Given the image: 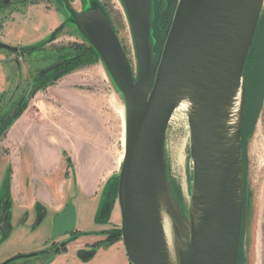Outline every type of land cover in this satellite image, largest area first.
Here are the masks:
<instances>
[{
    "label": "water",
    "instance_id": "water-1",
    "mask_svg": "<svg viewBox=\"0 0 264 264\" xmlns=\"http://www.w3.org/2000/svg\"><path fill=\"white\" fill-rule=\"evenodd\" d=\"M59 1L69 15L65 24L94 48L125 104V154L120 172L102 191L98 221L107 222L118 203L130 264H239L247 63L264 18V0H178L159 60L155 0H119L132 34L136 71L98 0L81 10L70 0ZM183 108L193 165L188 211L175 191L168 158L169 129ZM11 213L5 205L9 231ZM45 214L39 212L38 224ZM52 220L51 241L74 234V204L68 202Z\"/></svg>",
    "mask_w": 264,
    "mask_h": 264
},
{
    "label": "rangeland",
    "instance_id": "rangeland-1",
    "mask_svg": "<svg viewBox=\"0 0 264 264\" xmlns=\"http://www.w3.org/2000/svg\"><path fill=\"white\" fill-rule=\"evenodd\" d=\"M98 1L109 14L136 71L135 48L123 6L119 0ZM3 2L4 0H0V23L6 20L1 24L0 43L12 48H22L26 53L14 54L0 48V97L2 96L0 115H7V119H10L8 114L11 107L21 97L25 100L21 116L7 120V124L0 130V264L20 255L45 250L44 248L53 242L50 240L52 216H48L40 224H38L39 219L36 220V208L44 202L39 199L35 208H20L12 201L9 191L11 172L19 167L24 194L31 205L34 197L31 177L39 171V164L43 163L46 167V162L41 161L42 157L46 158L43 159L44 161L47 159L52 161L56 153L63 161L62 172L59 175H49L48 179L41 181L53 190L58 189L59 184L63 185V199L72 202L77 210L75 234L67 250L60 254L43 258H23L10 264H130L122 238L111 245L106 243L104 245L109 237L108 233L121 231L118 203L111 218L107 222L100 223L97 216L102 192L98 196L95 195V199H93L95 196L81 194L76 184V162L68 152V145H59L53 141V138L59 137L61 141V135L53 128L51 122L45 124L40 131L35 125L37 117L44 114L51 116L52 107L62 105L55 98V91L63 89L62 86L68 87L77 93L79 103L75 106L87 105L99 111L104 140L100 147L101 153L104 157L114 156L118 168L119 165L121 167L125 154L124 101L100 59L80 64L71 73L56 80V75L60 72V70L52 71L56 69V64L79 55L89 47L74 27L65 24L69 15L59 0H25L21 3L7 4ZM70 2L76 10H81L83 6L84 9H88L91 6V0H70ZM175 2L178 3V0ZM173 5L172 0L154 1L153 39L156 41L154 52L158 60L174 17L173 14L169 21L168 13ZM175 5L176 10L177 4ZM3 8L8 9L3 10ZM60 26L64 29L55 41L46 43ZM257 43L256 37L254 48L248 58L247 72L255 60L254 51ZM48 72L49 75L42 79ZM63 79L65 82L61 83ZM79 96L83 98L79 99ZM70 107L73 108L72 103ZM27 111L30 114V118H26V123L30 122L29 130H25L26 134L22 141H9V131ZM9 123L12 125L6 127ZM179 140H181L185 167L177 174L174 170L173 145ZM168 150L171 179L182 206L188 211L193 165L190 158L189 122L184 108L176 114L169 129ZM244 170L245 214L239 264H264V104L258 126L252 137L248 139L246 149L244 144ZM117 171L119 173L120 169ZM101 173L94 178L95 183L97 181L100 183ZM9 198L14 226L10 233L2 215L5 206L3 204ZM26 213L30 214V218L24 222ZM68 239L63 237L56 240L61 244Z\"/></svg>",
    "mask_w": 264,
    "mask_h": 264
},
{
    "label": "crops",
    "instance_id": "crops-1",
    "mask_svg": "<svg viewBox=\"0 0 264 264\" xmlns=\"http://www.w3.org/2000/svg\"><path fill=\"white\" fill-rule=\"evenodd\" d=\"M63 80H61V83L65 82V79ZM61 88L63 89L55 91V98L59 100L62 105L53 106L51 116L44 114L41 117H37L35 120L36 129L40 131L45 124L51 122L53 128L61 135V141L60 137L53 138V141H56L59 145H68V152L76 162V184L80 193L91 197L95 195L98 196L103 191L107 182L118 174L117 170L120 169V165L118 168L116 167L114 156L111 158L104 157L101 153L100 147L104 140L101 132L102 118L99 117V111L87 105L75 106V104L79 103L76 97L77 93L68 87L62 86ZM79 97V99L83 98L82 96ZM70 103L73 104V108L70 107ZM26 118H30L29 111H27L11 128L8 134L9 141H22L26 134L25 130H29L30 122L26 123ZM43 159L46 158H41L42 162H46V167L43 163L39 164V171L31 177L32 193L34 194L31 205H29L28 199L24 194L19 167L15 168L17 170L14 169V172H11L12 178L10 177L11 185L9 193L10 197L13 199L12 201L16 205H19L20 208L24 209L28 207L35 208L36 204L39 203L38 200H42L44 203L36 208V217L40 211H45V216L47 218L48 216L51 217L56 213L62 212L68 200L65 201V199H63V185L61 186L59 184L58 189L53 190L47 185H44L41 181L48 179L49 175H59V173L62 172V158L56 153L52 161H49L50 159L44 161ZM99 173H101V181L100 183L99 181L95 183L94 178L98 176ZM96 196L93 199H95ZM63 200L65 202H62ZM10 202L11 200L9 198L3 205H8L11 211ZM11 214L12 216H10L9 221H11L10 223L13 225V213ZM29 215L28 213L25 214L24 222L28 221L30 218Z\"/></svg>",
    "mask_w": 264,
    "mask_h": 264
},
{
    "label": "flooded vegetation",
    "instance_id": "flooded-vegetation-1",
    "mask_svg": "<svg viewBox=\"0 0 264 264\" xmlns=\"http://www.w3.org/2000/svg\"><path fill=\"white\" fill-rule=\"evenodd\" d=\"M23 1H25V0H4V2L6 4L11 3V2L21 3ZM4 9H8V8H3V10ZM5 20L3 21V23H0V28H1V24L5 23ZM63 29H64L63 27L60 28V32L57 34V36L63 31ZM257 40H258V43H257V45L255 47V51H254V57H255L254 59L255 60L251 64L250 70L247 72L248 73L247 75L255 74V80H254L255 86L254 87L252 86L253 88L251 87V89L249 91V98L247 99V107H246L247 113H246L245 124H244L245 149H246L248 139H250L252 137L256 127L258 126L260 116H261V111L263 109V104H264V24H263V27L261 28V30L257 36ZM2 45H4V44L0 43L1 49H3L1 47ZM14 49H16V51ZM4 50H6V49H4ZM8 51H10L14 54L26 53L25 51L22 50V48L19 49V48H12L11 47V50H8ZM257 56L259 58L258 59L259 62H258L257 70H255L256 69V62L255 61L257 59ZM18 62L19 61H17V63ZM60 64H61V62L57 63L55 68L57 69V67ZM56 69L55 70L52 69V71L55 72ZM52 71H50V72H52ZM50 72H48L46 75H44L42 77V79H44V77H47V75H49ZM0 103H1V99H0ZM24 103H25V100L23 97H21L16 102V104H14L13 107H11V109L9 111L10 113L8 114L10 116L11 120L16 118L17 114L21 111L22 107L24 106ZM10 119L9 118L7 119V115H0V130L3 129V126L7 124V120H10ZM247 134H249V135H247ZM246 136H248V137L246 138ZM245 161H246V158H245ZM245 190H246V186H245ZM74 234H72L70 236H65L66 238H69V239L64 241L61 244H58V241L55 239L56 241L52 240L53 242L50 244V246L44 248L45 250H40V251H37L35 253L29 254V255H24V256H30L28 258H43V257L51 256V255L60 254L61 252H64L67 250L69 243L72 241V237L74 236ZM61 238H63V237H61ZM104 245H105V243H104ZM31 255H33V256H31Z\"/></svg>",
    "mask_w": 264,
    "mask_h": 264
},
{
    "label": "trees",
    "instance_id": "trees-1",
    "mask_svg": "<svg viewBox=\"0 0 264 264\" xmlns=\"http://www.w3.org/2000/svg\"><path fill=\"white\" fill-rule=\"evenodd\" d=\"M175 1L176 0H172V3H174V5L170 8V11L168 13L169 21H171V17H172V15L175 12V8H174L176 6L175 3L177 4V2H175ZM263 24H264V18H263V21L261 23V27L259 29V32H260L261 28L263 27ZM259 32H258V34H259ZM33 50H36V48H33ZM87 59H89V60L87 61ZM97 59H100L98 54L96 53L94 48H92L89 45L88 49H85V51H82L79 55L62 60L63 62L56 69V70H60L58 75H56V80H59L60 78L66 76L69 73H71L73 70H75V68H77L78 65L85 64L87 62L90 63V62H93V61H95ZM258 59L259 58L257 56V59L255 61L256 62V69L255 70H257V67H258V62H259ZM90 60H92V61H90ZM254 80H255V74L247 75L246 86H247V91H248V98H249V91H250L251 87L255 86V81ZM246 113H247V109H246V112H245V117H246ZM21 114H22V110L17 114L15 119L19 118L21 116ZM244 124H245V122H244ZM11 125H12V123L11 124L9 123V125H7L6 127H8V126L10 127ZM247 135H249V134H247ZM247 137L248 136H246V138ZM243 143H244V129H243ZM244 214H245V202H244L243 221H244ZM242 234H243V232H242ZM108 235H109V237L104 242V243H106V245H111L112 243H114V242H116L118 240H121V231H118L117 233H108Z\"/></svg>",
    "mask_w": 264,
    "mask_h": 264
},
{
    "label": "bare ground",
    "instance_id": "bare-ground-1",
    "mask_svg": "<svg viewBox=\"0 0 264 264\" xmlns=\"http://www.w3.org/2000/svg\"><path fill=\"white\" fill-rule=\"evenodd\" d=\"M175 117H176V115L173 117V120H174ZM173 120H172V122H173ZM173 158H174L173 161H174L175 173L179 174V173H181V171L185 167V165H184L185 160H184L183 150L181 148V140L176 141L174 143V145H173ZM165 227H166L167 234L169 235V231H170L169 224L166 223Z\"/></svg>",
    "mask_w": 264,
    "mask_h": 264
}]
</instances>
